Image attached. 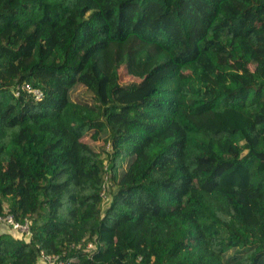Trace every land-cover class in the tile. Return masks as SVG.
<instances>
[{
  "label": "trees",
  "instance_id": "16d2710c",
  "mask_svg": "<svg viewBox=\"0 0 264 264\" xmlns=\"http://www.w3.org/2000/svg\"><path fill=\"white\" fill-rule=\"evenodd\" d=\"M6 215L0 264H264V0H0Z\"/></svg>",
  "mask_w": 264,
  "mask_h": 264
},
{
  "label": "built area",
  "instance_id": "2783aa9c",
  "mask_svg": "<svg viewBox=\"0 0 264 264\" xmlns=\"http://www.w3.org/2000/svg\"><path fill=\"white\" fill-rule=\"evenodd\" d=\"M20 93H26L35 101H40L43 96L39 89L33 88L28 83H23L15 88V97H18ZM0 228H9V232H13L20 240H27L31 235L29 223L27 221L24 224L17 223L11 215L0 217ZM87 249H94V245L88 244ZM37 264H73V262L71 259H65L63 255H45L42 253Z\"/></svg>",
  "mask_w": 264,
  "mask_h": 264
},
{
  "label": "rangeland",
  "instance_id": "374dc122",
  "mask_svg": "<svg viewBox=\"0 0 264 264\" xmlns=\"http://www.w3.org/2000/svg\"><path fill=\"white\" fill-rule=\"evenodd\" d=\"M125 80V79H124ZM127 80V79H126ZM83 92V88L82 87H78L77 89H75L73 92H72V99L73 100H77L79 99L81 96H82V93ZM2 231H10L9 228H2ZM12 234L14 235V237L17 238V235H15L13 232Z\"/></svg>",
  "mask_w": 264,
  "mask_h": 264
}]
</instances>
